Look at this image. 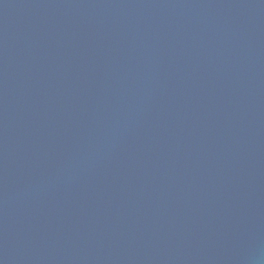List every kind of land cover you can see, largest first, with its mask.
Instances as JSON below:
<instances>
[{"label": "water", "instance_id": "1", "mask_svg": "<svg viewBox=\"0 0 264 264\" xmlns=\"http://www.w3.org/2000/svg\"><path fill=\"white\" fill-rule=\"evenodd\" d=\"M0 264H264V0H0Z\"/></svg>", "mask_w": 264, "mask_h": 264}]
</instances>
